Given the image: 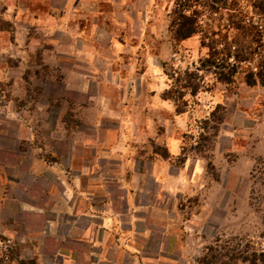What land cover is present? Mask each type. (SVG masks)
Returning a JSON list of instances; mask_svg holds the SVG:
<instances>
[{"label":"rangeland","instance_id":"1","mask_svg":"<svg viewBox=\"0 0 264 264\" xmlns=\"http://www.w3.org/2000/svg\"><path fill=\"white\" fill-rule=\"evenodd\" d=\"M14 1L0 0V186H6L0 202V264H264V86L250 87L244 80L247 68L254 69L264 57V14L252 8L264 0H235L244 20L259 25L261 50L241 63L231 79L196 69L199 59L207 55L200 46V34L175 40L169 29L175 0H114L119 1L111 3L115 6L102 7L101 12L113 21L109 27L101 22L91 47L85 41L97 58L89 93L96 96L100 89L94 80L100 85L104 81V94L111 95L102 100L103 105L118 111V101L125 106L124 113L134 110L139 98L149 115L148 133L143 130L132 138L127 132L133 135L136 128L131 130L130 123L122 128L127 161L140 172H148L151 162L160 159L175 167L185 161L183 177L195 193L174 205L176 217L170 227L166 228L164 216L156 214L148 216L154 224H148L149 232H142L139 224L130 232L129 216L113 180L115 163L104 169L101 158L100 172L106 179L98 190L92 189L95 193H87L93 195L95 204L105 196L119 200L112 211L118 213L117 227L124 232V236L112 234L103 241L101 232L99 236L94 232V237L83 235L86 217L70 216L66 221V215L56 212L53 204L62 196L64 184L57 174L79 175L74 185L88 189L85 166L94 149L87 146L94 138L101 144L114 142L118 121L105 118L96 134L79 122L66 132L72 107L51 102L47 110L37 111L40 98L59 96V74L77 70L78 64L53 50L47 57L50 65H43L49 41L41 30H35L26 41L32 69L19 72L16 59L23 55L13 52L9 33L29 17L21 15L22 4ZM69 1L67 8L66 0H51L54 8L64 6L68 12L90 9L78 2L72 8ZM37 3L36 9L44 13V0ZM23 10L28 11L27 5ZM203 14L200 20L209 29L226 21L224 14ZM46 36L67 41L55 32ZM129 47H134L131 53ZM68 94L71 102H81L78 94ZM60 112L66 117L63 126L57 119ZM131 117L136 115L131 112ZM81 131L90 144L82 143L83 134H77ZM171 139L177 146L174 157ZM194 161L199 163L195 173ZM168 171L175 172L173 168ZM147 189L155 191L150 181ZM159 202L171 210L173 200L168 194L160 196ZM70 204L75 205V199ZM50 219H56L54 227ZM93 239L102 243L94 245Z\"/></svg>","mask_w":264,"mask_h":264},{"label":"crops","instance_id":"2","mask_svg":"<svg viewBox=\"0 0 264 264\" xmlns=\"http://www.w3.org/2000/svg\"><path fill=\"white\" fill-rule=\"evenodd\" d=\"M20 1L21 0H15L14 3L15 5L22 4L21 15L28 16L29 20L26 24L17 26L16 30H10L11 32L9 33V45L12 46L13 52H15V55L19 53L23 55L16 59L17 69L19 70V72L25 71V69H32V54L28 50L30 47H27L26 41L31 38V34L35 30H41L43 32V38L45 40L48 39L49 41V45H46V48H49V51L43 52V55L45 57L43 65H50L51 62L49 59H47V57L50 56V52H52L53 50H55L56 55L62 56L63 59H69L70 57H72L73 63L78 64L77 70L72 69L71 72L65 71L62 74H59L58 80L60 82L57 85L60 88L59 96L55 97L46 95L45 98H40V103H38L39 105L37 107V111L41 112L43 109L44 111L47 110L46 108L51 102H59L62 105H66L67 107H72L73 110H70L71 114L69 113L67 117L69 118L68 122L73 127H70L68 125V122L66 123V117L63 116L62 112L58 113L57 115L58 122L62 124V126L66 123V132L68 131V129L72 130L73 128H75V123L79 122L83 126H85V129L87 128V130H91L92 133L96 134L99 125L103 123V120L105 118H114L118 121L116 124V126L118 127L116 128L115 134L117 138L114 142H112L111 140L109 141V143L106 142L105 144H101V142L94 138V140L92 139L91 143L90 141L86 140V135H84L86 133H83L82 131V133H77L83 134L84 137L82 138V143H91V145L87 147H91L92 149H94L92 152L91 161L85 166L87 172L89 173V181L88 185L86 186V188L88 187V189H81L79 186L77 188V186L74 185L79 175L77 176L76 174H74L70 177L68 174L60 176L57 174V176L64 182V184L62 185V196H59L56 202L53 204V206H57L56 212L60 213L61 211L63 214H65L66 221L70 220V216H74V218L86 217L88 220V225L83 229V235L86 233H88L86 235L92 233L94 237V232L98 233V236L99 232H101L102 239H99L100 241H103L104 238H106L108 235L114 234V236H120L122 235V233H124H121L117 227L118 213L112 211L114 208V204L119 200L117 198H110L105 196L102 199V203L100 202V204H95L96 200L91 194L92 192H96L92 189L94 188L98 190V187L101 186V184L104 182V179H106L100 172L101 165L99 160H101L102 158L104 161V169L111 168L109 167V164L111 162L115 163L114 168H112L114 169V172L116 174L114 175L113 180L117 181L115 184V189H117L121 193L119 199L123 204L124 213L129 216V222L131 224V228L129 231L132 232L134 230V226L139 224L141 225L140 230L142 232H149L150 227L148 226V224H154H152V221L149 222L148 216L156 214L164 216L166 228L170 227L171 221H173L176 217V211L173 210L174 205L176 203H179L180 199H186L195 195V193H193V189L187 186L183 177V172L187 170L186 162L184 161L182 165L175 167V165H172L170 162L168 163V161L160 159L159 161L156 160L155 162H151L148 172L137 171L132 162H130L129 164V161H127V158L124 154L126 133H123L121 130L123 127H125V125L130 123L129 127L131 130L132 127L136 128L133 135L131 134L132 132H127L130 133V136L132 138L137 133H143V130L148 133V112L143 111L142 104L139 98H136L135 107H133L134 110L128 111L127 113H124L125 106L123 105L122 107V104H119L118 101H116L117 107H119L118 111L117 109H110L107 106L103 105L104 102L102 103V100L107 99V97L111 95L104 94V91L102 89V87L105 86V84H102L104 83V81L101 82L100 85V82H98V80H94L98 83L97 85L100 86L101 90H98L96 96L89 93L90 83L93 82L92 77L96 72V68L94 67L95 61L93 60H96L97 58L93 57L92 52H90L89 49L85 46L92 42L93 38L95 37L94 35L96 34V32H98L97 30L99 29L102 21H104L102 23L106 24L108 27L110 22L113 21V19H110L108 16L106 17L105 13L103 14L101 12L102 7L109 8L110 6H115L111 3L116 2L115 4H117V2L119 1L72 0V8H74V6L76 5L74 3L77 2L82 5L88 4V6L90 7L89 10H85L84 8L82 10H79L80 13H78V10L76 9L68 12V9L65 10L64 6H56L57 8H54L55 6H53L54 4L51 2V0H44L45 12L39 13V10L36 9L38 8L37 0H25V2H23V0L22 2ZM68 3H70V1L66 0L67 8L69 6ZM26 5L28 7V11L25 12L23 8ZM46 9L48 11H46ZM14 10L18 12L16 8ZM64 10L66 12H64ZM59 15L62 18L58 19ZM57 19L58 21H61L58 22ZM56 21L61 24H58ZM121 27L123 28V26ZM54 32L59 36L57 38L66 39V43H62L58 39L56 41H52L53 39L50 38L51 36H46L47 34L50 35ZM79 38V41H74L75 39ZM86 40H88V44L87 42H85ZM89 46L91 47L92 43H90ZM133 49L134 47H129V53H131ZM110 53L112 52L110 51ZM81 67H84L82 71H78V69H81ZM107 67L110 71L112 70L111 68H109L110 66ZM51 75L52 74H50V76L48 77L50 83H52L53 79V75ZM108 80L109 81L107 83L111 81V79ZM118 81L119 80H117V82ZM24 82L27 83L26 81ZM44 83L47 82L45 81ZM54 84H56L55 81ZM68 93L78 94L81 97V102L76 104L68 100L67 98H69L70 96ZM53 98L59 99L56 100ZM28 99L31 101L30 97H28ZM108 101L109 100H106V102ZM23 112L25 114L27 111ZM131 112L136 115L135 119L131 117ZM125 114L126 116H130V118H124ZM26 128L27 126L24 127L25 130ZM169 147L172 148L171 156H176L177 146L175 148V142L173 139H171V144ZM198 166L199 163H197V161H194V173ZM168 168H173L175 172H167ZM107 180L110 183L113 182L112 179L108 178ZM149 181L154 185V192H150L147 189ZM7 184L9 185V187H13L12 181H8ZM4 189H6L5 185L0 186V202H2L5 197V195L1 192ZM87 192L91 193L88 194ZM165 193L168 194L169 197L173 200L171 210H169V208H166L165 205H163V202H161L162 204L159 202L160 196H164ZM72 199H75V205L70 204V201ZM139 200H143L145 202L140 203L141 201ZM73 207L75 209H73ZM51 209L52 211L54 210L53 208ZM34 210L37 211L36 209ZM173 213L174 216L172 217ZM48 223L50 227H54L57 221L56 219H53L52 221L50 219ZM0 229H2V227H0ZM101 243H98L96 239H93L94 245H100Z\"/></svg>","mask_w":264,"mask_h":264},{"label":"trees","instance_id":"3","mask_svg":"<svg viewBox=\"0 0 264 264\" xmlns=\"http://www.w3.org/2000/svg\"><path fill=\"white\" fill-rule=\"evenodd\" d=\"M237 5L235 0H175L169 13V29L173 37L183 41L200 34V46L207 50L206 57L199 59L197 70L209 69L221 79H231L241 63L248 62L261 50L259 25L245 21ZM200 8L203 10H198ZM252 8L264 14V2ZM204 11L221 16L224 14L226 21L210 27V30L200 20ZM228 31L233 32L231 37ZM241 37L246 40L241 41ZM254 44L255 49L252 48ZM244 80L250 87L258 84L264 86V57L259 58L254 69L247 68Z\"/></svg>","mask_w":264,"mask_h":264}]
</instances>
